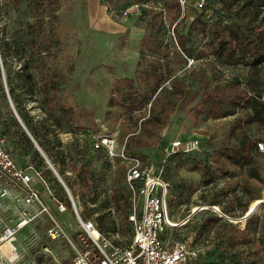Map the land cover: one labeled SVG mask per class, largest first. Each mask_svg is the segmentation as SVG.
<instances>
[{
    "label": "rangeland",
    "instance_id": "1",
    "mask_svg": "<svg viewBox=\"0 0 264 264\" xmlns=\"http://www.w3.org/2000/svg\"><path fill=\"white\" fill-rule=\"evenodd\" d=\"M188 1L192 7L180 12L176 0H101L94 18L88 0H0V56L4 47L8 54L3 68L0 64V137L15 162L35 177L34 185L41 184L40 172L67 205L60 214L43 191L75 242L79 224L69 192L34 143L25 148L18 143L24 128L12 121L14 108L57 172L63 171L81 217L103 220L116 243L131 237V193L126 164L115 160V168L107 167L103 151L88 145L104 134L169 182L172 221L191 215L187 224L170 229L166 241L182 239L200 249L197 264H264V204L256 207L248 229L249 217L244 219L246 207L259 205L251 200L264 197V152L252 149L253 161L243 167L228 157L244 134L252 144L264 142V123L247 122L252 89L264 100V64L257 72L222 65L201 27L192 26L197 0ZM224 1L206 0L209 9ZM239 4L232 8L233 18ZM178 33L188 51L180 48ZM178 139H198L200 150L167 156ZM10 204L4 211L9 201L0 195V232L20 219L16 204ZM208 205L224 215L196 211ZM46 225L37 219L23 228L15 242L18 251L35 236L34 229L43 236ZM50 246L70 264L66 243ZM38 253L32 248L26 262Z\"/></svg>",
    "mask_w": 264,
    "mask_h": 264
},
{
    "label": "built area",
    "instance_id": "2",
    "mask_svg": "<svg viewBox=\"0 0 264 264\" xmlns=\"http://www.w3.org/2000/svg\"><path fill=\"white\" fill-rule=\"evenodd\" d=\"M185 6L186 0H180ZM205 0H199L198 6L203 7ZM0 64L3 68L0 56ZM9 95V91L6 88ZM91 146L95 150L103 151L106 166L115 168V160H121L126 164L125 181L131 193V207L127 215V222L131 224L132 233L125 244L116 243L110 232H106L100 226L96 218L83 219L79 213L77 203L71 191L62 183L69 192L70 206L77 217L78 241L72 239L74 233L70 232L64 222L59 221L45 198L43 191L49 193L50 198L56 203L57 211L64 214L68 211L67 205L55 195L40 172L36 176L40 178L39 187L34 185L35 177L19 166L12 155L7 151L3 138H0V178H4L6 188L0 179V195L9 201V206H2L4 211L11 209L14 202L15 210L20 219L15 224H5L0 232V264H19L26 262L31 249L37 250V258L27 261L25 264H66V257H59L51 249V242L63 241L72 251L69 258L70 264H197L202 257L200 249L194 248L186 240L166 241L165 236L177 226L187 224L190 217L181 223L172 221L169 210L168 198L170 184L159 175L155 174L152 167L144 165L139 158L131 157L125 148H120L117 139L109 134H104L92 139ZM258 150L264 152V142H257ZM200 150L198 139L181 140L171 143L166 149V155L171 156L177 152L192 153ZM34 185V186H33ZM261 207L264 197L259 200ZM202 210L212 209L223 214L217 206L197 207ZM257 209L249 210L244 219L257 214ZM194 210L193 213H196ZM224 215V214H223ZM41 219L46 223L45 233L40 236L34 229L35 236L25 244L21 242L22 252H19L15 242L18 241L20 231L33 220ZM5 242H12V254L2 251Z\"/></svg>",
    "mask_w": 264,
    "mask_h": 264
},
{
    "label": "trees",
    "instance_id": "3",
    "mask_svg": "<svg viewBox=\"0 0 264 264\" xmlns=\"http://www.w3.org/2000/svg\"><path fill=\"white\" fill-rule=\"evenodd\" d=\"M198 1L199 0L195 2L197 4L195 6L197 18L196 20H194L192 26L194 28L196 26L201 27V31H202L201 33L204 35V37L207 36L209 38L207 44L210 45V47H212L211 54L216 59L220 60L222 65L243 66V67H247L250 71L257 72L259 67L264 64V0H225L223 7L221 8L212 7V9L211 8L209 9L207 7L206 0L203 7L198 6ZM176 4L178 5L181 12V9L189 10L190 7H192L193 2H189L188 0H186L185 6H182L180 0H176ZM237 4L239 5L238 8L234 10L235 18H233L231 16L232 8ZM209 25H211L210 30L208 28ZM191 32L192 31L189 30L190 35L192 34ZM178 35H179L178 39H179L180 48L183 51H188L186 39H184L179 33ZM7 56H8L7 49L4 47L1 57L3 65L6 64L5 59L7 58ZM22 67L23 69L27 70L28 65L23 64ZM27 77L31 79L33 78V75L30 72H28ZM10 91L12 93V90ZM251 92L253 94L248 99V105H247L248 109L251 112L249 113L248 116L249 118L247 122L264 123L263 97L261 93L255 88H253ZM2 97L6 98V94L3 91H2ZM231 113L234 114L235 112H231ZM12 121L14 122L15 125L17 126L19 125L18 118L13 117ZM7 129L5 130V132H7ZM33 135L35 136L34 133ZM0 138L2 139V137ZM18 141H19L18 143H20V145L22 144L24 148L29 146L32 147L34 143L32 138L26 132V130L25 129L22 130V128H20V138ZM90 144L91 142H89L88 144L89 147H91ZM252 149L258 150L257 143L255 142L252 144V142L250 141L249 137L246 134L242 135L237 143V146H235L232 149L233 153L229 154L228 156L231 164L233 166H238V167L250 165L253 161ZM44 150L46 153L48 152L46 151L45 148ZM7 151L10 153L8 149ZM182 153L184 152H177L171 156L177 157L179 154ZM58 170L60 174L63 175V171L61 169ZM48 172L52 173L50 169H48ZM252 177L257 179L260 178L259 173L256 170L252 171ZM68 202L70 204L69 199ZM130 207H131V203H130ZM248 210H249V206L244 211L247 212ZM253 217L255 216H251L248 218L245 229H248ZM98 222L102 227V229L104 231H107L104 227L103 220H98ZM212 225L210 224V226ZM199 261H201V259Z\"/></svg>",
    "mask_w": 264,
    "mask_h": 264
},
{
    "label": "crops",
    "instance_id": "4",
    "mask_svg": "<svg viewBox=\"0 0 264 264\" xmlns=\"http://www.w3.org/2000/svg\"><path fill=\"white\" fill-rule=\"evenodd\" d=\"M100 6H101V0H88V8H89L90 15L92 17L96 18L98 16V13L100 11ZM258 198H260V197L254 198L251 201L258 200ZM255 215L256 214L251 215V216H255ZM251 216H249V217H251Z\"/></svg>",
    "mask_w": 264,
    "mask_h": 264
},
{
    "label": "water",
    "instance_id": "5",
    "mask_svg": "<svg viewBox=\"0 0 264 264\" xmlns=\"http://www.w3.org/2000/svg\"><path fill=\"white\" fill-rule=\"evenodd\" d=\"M11 101V99H10ZM12 104V102H11ZM12 107H13V104H12ZM14 108V107H13ZM14 112L19 120V122L22 124V126L24 127V129L26 130V132L28 133V135L32 138L33 142L35 143V145L38 147V149L41 151V153L45 156V158L47 159V161L49 162L50 164V167L53 169V171L56 173L57 177L60 179V181L62 182L63 179L62 177L60 176V174L57 172V170L55 169V167L53 166V164L49 161V159L46 157L45 153L43 152V150L39 147V145L37 144V142L34 140V138L32 137L31 133L27 130L26 126L23 124L20 116L18 115L17 111L15 110L14 108Z\"/></svg>",
    "mask_w": 264,
    "mask_h": 264
},
{
    "label": "bare ground",
    "instance_id": "6",
    "mask_svg": "<svg viewBox=\"0 0 264 264\" xmlns=\"http://www.w3.org/2000/svg\"><path fill=\"white\" fill-rule=\"evenodd\" d=\"M257 201H259V200H257ZM259 204H260V201H259ZM257 206H258V208H259L258 202H256L254 206H251V207H252V210H255ZM12 249H13V247H12V245L10 244V242H5V243L2 245V251H3L5 254H8V255L12 254Z\"/></svg>",
    "mask_w": 264,
    "mask_h": 264
}]
</instances>
